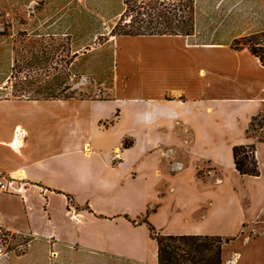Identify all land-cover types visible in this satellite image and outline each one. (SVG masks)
I'll use <instances>...</instances> for the list:
<instances>
[{"label":"crops","instance_id":"1","mask_svg":"<svg viewBox=\"0 0 264 264\" xmlns=\"http://www.w3.org/2000/svg\"><path fill=\"white\" fill-rule=\"evenodd\" d=\"M193 36H113L105 99L0 98V226L157 264L145 215L162 234L229 238L222 264H264V141L246 134L264 110V65L230 40ZM177 126L201 148L178 151ZM248 143L257 175L233 165L232 146ZM79 191L91 199L73 203Z\"/></svg>","mask_w":264,"mask_h":264},{"label":"rangeland","instance_id":"2","mask_svg":"<svg viewBox=\"0 0 264 264\" xmlns=\"http://www.w3.org/2000/svg\"><path fill=\"white\" fill-rule=\"evenodd\" d=\"M162 1L167 9L174 5L183 8L179 11L175 6L176 14L181 12V17L173 20L179 25L177 20L185 19L188 13L183 5L186 0ZM124 7V0H0V98L44 95L108 98L115 36L112 27ZM157 8L163 9L162 5ZM262 31L264 0H194L193 28L189 34H194L193 39L230 40L232 43L235 38ZM234 45L240 46V43ZM261 117L264 120V113ZM177 127L180 145L174 147H178V151L201 148L188 146V128ZM263 131L264 126L251 131L250 136L257 139ZM124 141L129 145L131 140ZM197 163L200 168L196 174L204 177L210 165ZM223 169L226 172H221L222 177L237 188L231 171ZM191 178L189 176L188 180ZM253 184L256 182L247 181L244 185ZM88 198L91 196L85 191H79L77 198L71 195L73 203ZM154 199L152 195L149 198L151 208ZM143 218L145 215L140 220ZM0 264L135 263L80 250L52 239L34 238L25 232H11L0 226Z\"/></svg>","mask_w":264,"mask_h":264},{"label":"trees","instance_id":"3","mask_svg":"<svg viewBox=\"0 0 264 264\" xmlns=\"http://www.w3.org/2000/svg\"><path fill=\"white\" fill-rule=\"evenodd\" d=\"M125 7L112 27L114 35H146V34H190L193 28V4L194 0H186L183 5L188 9L185 19L177 20L179 25L174 23L176 16L181 17L183 8L174 5L167 9L166 4L161 0H124ZM162 5L163 9L157 6ZM177 6V7H175ZM240 43L239 45H234ZM230 46L240 49L246 46L248 50L258 57L264 65V31L242 36L240 39H233ZM28 99H50L58 98L52 95L40 97H27ZM67 98V97H65ZM264 110L251 116L246 134L250 136L251 131L261 129L264 120L261 117ZM258 141H264V131L258 135ZM127 145L123 141V146ZM232 160L235 170L240 175H257L258 164L255 157V143L235 144L232 146ZM152 238L157 244V264H222L221 247L223 242L229 238H221L215 235L197 234H162L146 220Z\"/></svg>","mask_w":264,"mask_h":264},{"label":"built area","instance_id":"4","mask_svg":"<svg viewBox=\"0 0 264 264\" xmlns=\"http://www.w3.org/2000/svg\"><path fill=\"white\" fill-rule=\"evenodd\" d=\"M5 184L6 183H5L4 177L0 175V190L5 187Z\"/></svg>","mask_w":264,"mask_h":264}]
</instances>
